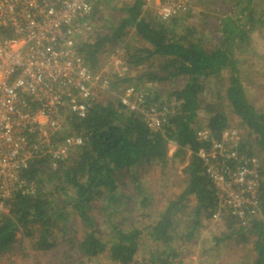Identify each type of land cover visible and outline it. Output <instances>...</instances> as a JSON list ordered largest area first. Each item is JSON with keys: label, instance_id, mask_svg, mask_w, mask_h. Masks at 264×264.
Here are the masks:
<instances>
[{"label": "trees", "instance_id": "trees-1", "mask_svg": "<svg viewBox=\"0 0 264 264\" xmlns=\"http://www.w3.org/2000/svg\"><path fill=\"white\" fill-rule=\"evenodd\" d=\"M91 1L93 10L87 18L90 24L91 20H98L97 5L102 0ZM105 1L124 16L109 33L93 39L91 35L89 39V32L86 38L78 39L84 64L95 72L102 52L108 47L114 52L120 44L124 48V55H118L120 65L128 70L120 75L111 72L115 91L130 82L129 88L144 92L146 106L166 107L167 123L162 130H149L141 115L122 105L113 94L105 103L91 101L82 119L67 112L62 136H79L83 144L68 158L57 160L54 168L49 157H42L30 162L21 172V179L31 187V192L16 191L3 202L0 263L12 256L26 263L34 259L37 263L39 253L49 251L56 245V237L67 233L65 223L74 215L85 229L75 245L81 260L91 261L105 254L113 264H146L136 259L142 245L140 239L146 234L149 243L167 245L161 253L149 258V264H179V248L168 244L176 243V239L185 245L192 243L199 237L202 222L209 221L216 209L212 181L197 153L210 152L211 141L220 139L221 132L230 126L220 105L210 104L207 110L201 109L199 96L203 92V80H220L222 74L226 81L222 84L224 95L217 94V98L224 101L239 120L238 128L245 132L234 149L237 159L254 158L257 163L260 216L249 219L243 228L234 218L222 219L219 223L224 231L212 236V247L232 238L244 246L250 243L252 249L244 264H264V105L257 109L245 95L241 56L251 46L253 35L258 34L264 41V0H228V4L225 0H207L211 8L207 12L218 9L221 13L215 18V29L209 32V17L194 25L189 23L195 0H187L183 12L167 19L147 13L149 6H145L144 0L121 2L120 7L116 0ZM128 35L131 41L134 39L142 45L130 48L124 42ZM205 36H212L215 44L207 45ZM260 58L264 61V55ZM178 80L185 83L175 86L166 97H161L159 86L156 89L142 86H163ZM199 111L208 115L202 127L210 132L208 141L198 137L202 130L195 121ZM169 143L175 144L173 157L177 160H185L188 155L180 193L168 198L161 210L149 212L151 222L138 229L132 217L134 207L139 205L144 209L153 204L149 194H141L146 190L139 182L138 173L154 163L163 168ZM233 162L230 161L229 167ZM123 176L129 177L136 188L137 192L133 191L131 196L125 194L124 186L118 182ZM94 200L103 203L104 223L98 224L91 214ZM60 223L61 228L54 231L53 226ZM24 241L29 246L27 251Z\"/></svg>", "mask_w": 264, "mask_h": 264}, {"label": "built area", "instance_id": "built-area-1", "mask_svg": "<svg viewBox=\"0 0 264 264\" xmlns=\"http://www.w3.org/2000/svg\"><path fill=\"white\" fill-rule=\"evenodd\" d=\"M144 2L155 5L161 19L187 6V0ZM92 10L91 0H0V211L16 191L31 192L20 176L30 162L49 157L54 168L57 160L68 158L83 144L79 136H62L66 113L82 119L96 93L112 96V74L93 72L78 49V39L91 30L87 18ZM120 64L115 67L119 75L128 70ZM115 93L122 105L141 115L149 130L165 127L166 107L146 106L142 90L126 86ZM198 137L210 140L209 130L202 128ZM239 140V132L229 127L211 141L210 152L200 150L197 155L204 160L216 193L210 220L234 218L243 228L260 216V182L255 159H237L234 149ZM231 160L235 162L229 167Z\"/></svg>", "mask_w": 264, "mask_h": 264}, {"label": "rangeland", "instance_id": "rangeland-1", "mask_svg": "<svg viewBox=\"0 0 264 264\" xmlns=\"http://www.w3.org/2000/svg\"><path fill=\"white\" fill-rule=\"evenodd\" d=\"M225 1V3H229L228 0ZM121 2H123V0H116L118 7L121 6ZM208 4L207 0H195V4L192 6V10L190 12L191 19L189 20V23L194 25L197 24V22L203 21L206 17H209L210 25L207 24V32L215 29V18L217 17L216 19H218L221 14L218 9L217 12L214 13H212L213 11L207 12L206 10L208 8L211 9ZM112 5V3H108L105 0L98 3L96 17L98 20H91V30L88 35L89 39L91 38V35L93 39L96 35L109 33L110 29L116 27L120 19L124 16L118 9H113ZM146 12L155 16V5H150ZM205 13L208 15H205ZM128 32L130 33L131 31ZM209 35H211V33H209ZM214 36L215 35H213V37ZM260 37L258 34L253 35L251 46H248V48L241 53L242 71L246 79V82L243 84L244 92L248 101L257 109H260L264 105V61L260 58L264 55V41ZM204 39H206L205 43L209 46L215 44V39H213L212 36H205ZM124 42L129 44L130 48L142 45V43H138L134 39L131 41L129 35L128 37L126 36ZM109 50L111 49L108 47L107 51L102 52L100 55L98 66L94 68L95 72L100 73L103 71H109V73H116L115 67L120 64V58L118 55H124V48L119 44L115 48L114 52ZM220 77V80L209 78L202 81L203 92L199 96L200 107L201 109L207 110V107L210 104L220 105L228 117L230 128L236 129L239 132L240 138L244 137L245 132L243 129L238 128L239 120L232 115L230 110H228L224 101L217 98V94L222 96L224 95L225 90L224 85H222L226 82L224 80L225 76L221 74ZM112 79L115 80V78L111 75V80ZM128 83L131 84L130 82ZM128 83H125L123 86H128ZM184 83L185 81L178 80L176 82L164 83L163 86H151L149 84H144L142 86H144L145 89H149V87L150 89H156L159 86L162 88L159 91L161 93V97H166V93H169L173 90V88L182 86ZM111 94L114 96L116 95L114 86L111 89ZM108 97V93H96V101L100 103L107 102L109 100ZM206 119H208V115L203 111H199L195 120L197 122L196 126L201 129L204 126ZM172 145L173 146H168L167 160L164 166H162L163 168H161L159 164L154 163L152 166L147 165L145 170L142 169L138 173L140 176L139 182L142 184V188L147 191H143L141 194H149V201L153 203L150 207L144 209L139 205L134 207L135 209L132 211V217L138 229H141L142 225L145 226L146 223L151 222V218L148 217L149 212L155 213L156 211L161 210L163 205L168 201V198H174L178 195V193H180V180L183 177L182 170L187 164L188 155L185 160H177L173 157L175 144L173 143ZM128 178L129 177L127 176H123L121 180H118V182H121L124 186L123 188L126 192L125 194L127 196H131V193H133V191L135 192L136 188L132 181ZM102 204L103 203H101L100 200H94L93 209L91 211L92 216L97 218L96 220L98 224L104 223L106 220L105 212L101 210ZM67 223H65V225H67L66 229H68L66 230L67 233L64 236L56 237L57 243L49 251L39 253L37 263L33 262L35 261L34 259L30 261L27 260L26 263V261H20L16 256H12L7 259L8 261L4 260L2 264H80L78 262L82 261V256H80L75 249V245L83 237L85 229L80 220L74 215H70L68 217ZM202 223L203 228L199 231V237L192 241V243L185 245L181 243L180 239H176V243L168 244L174 249H176L174 247L175 245L179 248V257L177 258L180 259L179 264H244V262L247 261L248 253L252 249L250 243L249 245L246 243L244 246L242 244H237L235 239L232 238L225 240L218 247L213 248L212 236H219L220 233H223L224 228L220 226L222 225L221 223H214L210 219L209 221H203ZM61 225L62 223L57 224L56 226L54 225L53 227L55 228L53 230H59ZM58 233L61 232L58 231ZM140 241L142 245L140 244L141 249L138 251L136 259L141 263L146 262V264H149L148 261L152 255L155 256V254L161 253V251L167 247V245L161 246L149 243L146 234L141 237ZM23 245L25 248H29L25 241L23 242ZM192 245L195 246L191 247ZM28 248L24 249V251H27ZM30 255H34V253L30 252ZM87 262L89 264H113L109 261L105 254L97 259L95 258Z\"/></svg>", "mask_w": 264, "mask_h": 264}, {"label": "crops", "instance_id": "crops-1", "mask_svg": "<svg viewBox=\"0 0 264 264\" xmlns=\"http://www.w3.org/2000/svg\"><path fill=\"white\" fill-rule=\"evenodd\" d=\"M169 146V145H168ZM0 264H2V263H0Z\"/></svg>", "mask_w": 264, "mask_h": 264}]
</instances>
